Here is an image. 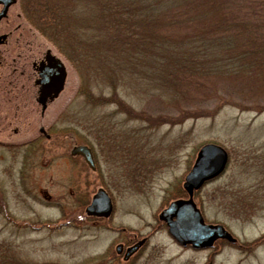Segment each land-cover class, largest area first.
<instances>
[{
  "label": "rangeland",
  "instance_id": "rangeland-1",
  "mask_svg": "<svg viewBox=\"0 0 264 264\" xmlns=\"http://www.w3.org/2000/svg\"><path fill=\"white\" fill-rule=\"evenodd\" d=\"M119 9L127 10L131 36L123 54L124 44L104 30L110 11ZM223 11L219 4L212 10L196 8L194 0L14 1L3 22L12 32L9 49H3L5 61L17 51L37 60L49 51L65 66L66 79L43 115L30 100L33 90L13 92L0 81V247L13 264H116L121 228L148 238L132 264H264V23L247 24L240 41L256 49L244 53L256 58L249 65L259 70L239 72L254 79L242 105L216 99L209 107L194 106L203 77L190 78L200 75H184L181 67L155 73L141 69L148 65L146 55L172 67L180 52H192L188 47ZM54 13L62 17L57 25L70 37L69 45L41 20ZM19 36L21 50L15 48ZM104 47H110L108 53ZM129 47L138 55L131 57ZM154 51L164 59L158 60ZM13 67L18 65L7 64L5 75ZM218 72L206 77V84L230 76ZM40 127L51 138L24 145L39 149L31 166H25L28 151L11 145L39 137ZM208 143L224 148L228 161L218 177L194 194V202L204 221L223 226L234 242L193 250L177 245L157 215L178 198L198 150ZM78 145L92 149L97 174L70 158L69 151ZM41 163H48L49 170L39 171ZM99 187L112 197L113 212L106 221L83 214ZM81 193L85 198L72 196Z\"/></svg>",
  "mask_w": 264,
  "mask_h": 264
},
{
  "label": "trees",
  "instance_id": "trees-1",
  "mask_svg": "<svg viewBox=\"0 0 264 264\" xmlns=\"http://www.w3.org/2000/svg\"><path fill=\"white\" fill-rule=\"evenodd\" d=\"M194 4L196 8L203 7L204 10H212L213 7L216 8V6L219 4L221 7H223L224 11L221 13L222 16L216 18V15H214L211 22H208V25H205V27L201 31V35L203 37L199 41H196L193 47L190 48L186 46L190 50H192V52L185 50L179 53L180 60L175 61V64L177 66L174 63L172 67L170 64H165V68L161 63H159V61H154V55H146L145 60L148 65L144 66L141 69L143 72L154 70L155 73L156 71L163 69L170 68L169 71H172V69L175 70L178 67H181V71L186 72V74L184 75H200L191 76L190 78H194L198 81L202 80L201 78L203 77L204 80L202 82L204 84L195 91L196 95L195 97H193L194 106L201 107L202 105L203 107H209V105L214 103L216 99H226L227 101L234 104L242 105L244 95L248 96L254 87V79L251 77L245 78L239 72L244 69H249L255 72L259 70L253 69L257 64H255L253 67H250V65L252 66V64H254L252 61L256 60V58L245 57L244 52L248 48H253L251 46L243 45V43H240V41L244 28H247V24H257L259 22L264 23V1L194 0ZM259 5L261 6L262 12L259 10ZM109 15L111 17V21L108 25H104L106 36L110 37L111 35L113 39L116 38L118 41L122 42V45L124 44V49H121L120 52L116 50L120 54H123L124 52H126L125 47L127 48L128 46L127 41H131V36L128 31L129 27L127 25V10L119 9L117 11H110ZM61 19L62 17H60L57 13H54L50 14V17L46 16L41 20L47 26L49 25L50 30H54L59 34H63L66 44L69 45L70 43H72L70 37L67 34L62 33L57 25V23L60 22ZM68 21L69 19L66 20V23ZM121 26H123L124 28ZM210 35L212 38L206 37ZM252 39L254 41V38ZM147 43H149V41ZM71 45H73V47L75 46L76 48V45L74 43ZM79 45L80 44H78V46ZM117 46H121L120 42ZM148 48L152 47L148 45ZM104 49H106V47H104ZM129 49L132 50L131 47H129ZM108 50H110V47L105 50L106 53L109 52ZM75 53H77V51H75ZM152 53H155V57L158 60L164 59L163 53L158 54L156 51ZM128 54H131V57L133 55H138L133 50ZM208 54H214L211 58V61H203L204 57ZM217 55L222 59L217 60L219 59ZM165 61L167 62L166 58ZM218 71H225L230 76L223 77L220 82H215L214 84L209 82L210 84H206V81L208 80L206 77H211L213 73H219ZM148 73L149 75L151 74L150 72H147V74ZM219 93H221L222 96L219 95ZM245 102L248 103V99L245 100ZM89 104L91 105L92 103L89 102ZM181 193L184 196V192L182 191ZM181 193L177 197H181ZM81 201L80 203L82 204ZM83 204L85 205L84 202ZM6 253L7 251L3 250L2 247H0V264H13L14 261L8 255H6Z\"/></svg>",
  "mask_w": 264,
  "mask_h": 264
},
{
  "label": "water",
  "instance_id": "water-1",
  "mask_svg": "<svg viewBox=\"0 0 264 264\" xmlns=\"http://www.w3.org/2000/svg\"><path fill=\"white\" fill-rule=\"evenodd\" d=\"M14 0H0L2 9L0 19ZM47 65L38 68V98L37 102L43 113L47 99H55L63 88L65 70L63 65L54 59L49 52L46 53ZM40 131H43L42 128ZM71 156H80L90 170L94 164L90 149L86 146H76L70 151ZM228 154L219 145L204 144L198 150L194 164L184 177L183 190L187 194L186 200L172 202L165 210L161 211L158 219L166 224L169 236L182 247L190 246L192 249L210 248L214 241L221 239L230 243L234 242L232 236L221 225L205 224L200 211L196 208L192 196L203 184L218 177L226 167ZM85 214L96 218H107L112 212L109 197L103 190H98L85 208ZM119 248V247H117ZM135 247L126 250V256Z\"/></svg>",
  "mask_w": 264,
  "mask_h": 264
},
{
  "label": "flooded vegetation",
  "instance_id": "flooded-vegetation-1",
  "mask_svg": "<svg viewBox=\"0 0 264 264\" xmlns=\"http://www.w3.org/2000/svg\"><path fill=\"white\" fill-rule=\"evenodd\" d=\"M10 7H8V9H7L6 13H5V16L0 19V81H2V84H3V82H6L5 85L9 87L8 90L13 91V92H15L16 89L18 90L19 88H21V90H23V91H25L27 93L30 92V89L33 90L35 95H34V98H31L30 100L33 101L35 104H37V97H35V96H37V90H38V85H37V81L39 79L38 78V68L48 64L49 61L46 60V53L47 52L44 53V55L42 56V58L40 60H37V59H32L30 56H27L25 52L24 53H19L17 51L16 56L11 58L10 62H6L5 61V58H7V57H5L6 50L4 51L3 49H9L8 47L10 46V44H8V42H10V38H11L12 32L10 30H5V26L3 25V22H5L7 17H8V12H9V8ZM1 9H2V5H0V11H1ZM17 29L19 30V28H17V27L14 28V31H16ZM15 43H16L15 48H17V50H21V47H20L21 37L20 36L16 38ZM24 45L25 46L27 45V49H28L31 46V43L28 42V43H26ZM23 51H26V50H23ZM53 58L57 59L55 57H53ZM57 60L63 65V63L59 59H57ZM49 63L53 64V61H50ZM7 64L10 65V66L17 64L18 67L11 68V71L8 72L7 75H5L4 70H5V68H7ZM22 64H23V68L24 69H21L22 68ZM28 64H29L30 72L27 70ZM64 69H65V66H64ZM65 72H66V70H65ZM18 80H21L22 83H20L19 86L17 87L16 83H18ZM25 103H26V101L24 102V105H25ZM49 104H50V101H49V99H47L46 102H45L46 108H47V106ZM40 128H42V127H40ZM42 130L43 131L38 130L39 137H36L35 139L31 140L30 142H25L22 145H16V146L11 145V147H19V146H21L22 148H24L25 151L26 150L28 151L29 154L27 155V157L24 156L26 158V160L28 159V161L25 162L26 163L25 166H31L30 163H28V162L32 161V160H34L36 158V156H35L34 159H31V158H33L34 154L35 155L37 154V153H35V152H37L36 150H39V149H37L35 147V148H31V151H30L24 145H28V146L32 145V144L35 145V144H38V141L41 140V139H43L45 141H48L51 138V136L46 133L44 128H42ZM30 147H32V146H30ZM40 147H42V146H40ZM88 148L90 149V152H91V155H92V159H93V164H94V170H92V172L97 174V167H96V164H95L94 153H93V151H92V149L90 147H88ZM32 149H34V150L32 151ZM63 158L65 160L66 159V155H63ZM67 158H69V157L67 156ZM70 158L75 160V161L78 160L77 161L78 163L81 161L79 164H82V165L85 164L81 157H78V156L72 157V156H70ZM41 164H43V165H41ZM41 164H39V168H38L39 171L43 172V171H48L49 170L50 166H48V163H41ZM32 165H34V163H32ZM36 165H35V168L37 167ZM84 167H85V165H84ZM22 171H26V169L24 168V169H22ZM21 177H24L23 174H22ZM98 190H103L108 195V197L110 198L111 204H112V212H113V203H112V200H111L112 197H111L110 193H108L107 190L103 189L102 187H99L96 191H98ZM95 192L93 194H95ZM72 196L74 198H85V196L82 193L79 194L77 197H75L74 195H72ZM193 197H194V195H193ZM33 198H69V197H68V195H65V196L44 195L43 197H38V196L35 195V196H33ZM178 198H182V197H178ZM175 200H177V198H173L171 201H175ZM192 200L194 202V198H192ZM112 212H111V214H112ZM83 214H84V211H83ZM85 218L94 219L96 221H98V220H105L106 221V220H109L108 218H110V217H108L107 219H96V218H93V217H86L85 216ZM157 220H158V222H160V225L163 226L165 228L166 232H167L166 225L162 221H160L158 218H157ZM118 233H119L118 240H122V241L119 242L115 246V256H116L115 263L116 264H120V263L121 264H123V263L132 264L131 258L135 259L137 254H138V252H140L141 250L144 249V247L147 245L148 238L147 237H143L141 235H139V237H141V238H138L136 234L128 232L124 228H121ZM176 244L179 245L178 243H176ZM179 246L182 247L181 245H179ZM117 247H119V248H117ZM132 247H135V249L126 256V250L129 249V248H132ZM183 248L192 249L189 246H184Z\"/></svg>",
  "mask_w": 264,
  "mask_h": 264
}]
</instances>
